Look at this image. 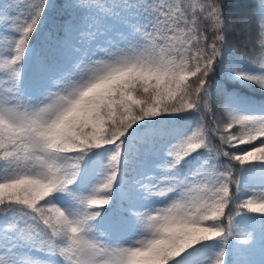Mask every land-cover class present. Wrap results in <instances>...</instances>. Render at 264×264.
Listing matches in <instances>:
<instances>
[{
  "label": "snow or ice",
  "instance_id": "6c2138e0",
  "mask_svg": "<svg viewBox=\"0 0 264 264\" xmlns=\"http://www.w3.org/2000/svg\"><path fill=\"white\" fill-rule=\"evenodd\" d=\"M48 3L17 0L0 9V68L4 70L0 76V213L14 218L15 241L58 255L64 264H224L223 245L233 219L230 205L264 213V186L259 188V203L237 200L241 179L236 167L254 162L264 166V115L225 106L222 118H216L210 112V77L226 42L225 29L242 33L257 29L261 55L252 61L257 71L233 70L232 74L264 90V0H258L256 13L239 24L225 19L221 0H204L199 15L210 24L211 38L201 30L195 14L190 20L177 0H80L79 4L69 0L66 16L54 33V54L74 31L78 45L93 44L111 29L106 21L124 24L137 40L114 44L108 38L104 46L96 45L101 56H81L71 71L51 79V89L31 104L20 92L23 61ZM80 8L88 10V18L83 21L86 29L76 31ZM139 15L143 24L132 19ZM74 51L82 49L74 47ZM48 69L49 57L42 54L37 75H46ZM188 111L200 114V130L168 146L165 175L155 182L131 181L151 196L175 193V197L152 212L129 209L140 224V238L128 246L106 243L99 225L116 230L124 223L120 216L98 220L118 177L125 183L121 165L156 147L150 135L133 142L130 130L143 120ZM204 114L212 115L213 127H205ZM206 134L218 138L214 154ZM202 148L208 149L207 158L189 177L169 174ZM98 149L107 152L102 179L77 194L73 186L83 172L82 162ZM221 158L228 163L222 164ZM56 192L68 196L74 207L63 210L52 203L48 198ZM212 242L220 243L214 254L199 255ZM31 264L46 262L36 259Z\"/></svg>",
  "mask_w": 264,
  "mask_h": 264
},
{
  "label": "trees",
  "instance_id": "16d2710c",
  "mask_svg": "<svg viewBox=\"0 0 264 264\" xmlns=\"http://www.w3.org/2000/svg\"><path fill=\"white\" fill-rule=\"evenodd\" d=\"M181 4L186 8L187 15L191 20L195 14L200 24L201 30L206 31V35L212 37V29L210 24L204 21L203 17L199 15L200 5L204 0H180ZM17 0H0V9L6 3H15ZM21 3H26L27 0H20ZM69 0H49L48 6L43 14V20L39 29L35 32L30 44L31 47L44 51L47 40L56 44V37L54 35L57 30L55 20L57 17L66 16V10H59L58 5L64 4ZM74 4H79L80 0H70ZM96 3H110L111 0H95ZM258 0H221L222 13L225 19L233 24H239L241 20L247 19L251 13L255 14L257 11ZM88 18V10L85 8L79 9L77 22L80 21L86 29V22ZM132 19L136 23L143 24L144 17L142 15L134 16ZM90 22V20H89ZM53 24L52 37H48L45 32L46 25ZM111 29L104 37L98 38L91 45H86L80 55H65L59 59V65L53 69L54 78L62 73L72 70L73 64L81 56H92L96 45L104 46L108 42V38L114 44H121L122 35L128 38V43L136 42L137 37L131 32L127 26L120 22H111ZM121 35V36H120ZM130 38V40H129ZM63 39V38H58ZM256 39V40H255ZM259 38L252 32H238L231 28L225 29V44L222 46V53L215 67L214 72L210 77L209 91L211 94L210 112L216 118H222V112L225 106L237 112L249 115H264V90H261L255 84L242 81L236 78L232 73L233 70L254 73L257 71L255 65L252 63L253 59H258L261 55V45L256 42ZM133 42H132V41ZM3 43V36L0 34V45ZM260 44V43H259ZM111 46V45H108ZM64 43L62 47L65 48ZM96 57V56H95ZM99 57V56H97ZM3 62V55H0V64ZM3 68H0V76H2ZM195 81L194 77L189 78ZM193 86L195 84L193 83ZM20 92L22 98L26 101L27 88L21 85ZM2 95V93H0ZM200 114L197 111H188L173 115H161L155 118L140 121L134 125L130 130L129 136L136 140L152 136L156 141L154 150L146 155L132 157L127 165H121V173L127 175L129 180L139 179L141 175L146 172L147 177H158V173H165L163 166L168 161L166 149L172 143H178L181 136L192 131H199ZM203 120L206 128L213 127L212 115L204 114ZM165 133L163 137L159 133ZM206 140L209 147L215 150L219 147L218 138L206 134ZM241 147H244L241 145ZM240 149H229V151H239ZM199 152L191 154L189 157L181 161L175 170V174L179 178H185L190 173L199 168L198 159L203 162L207 158L208 149L202 148ZM107 162V152L104 149L94 150L82 162L83 172L80 179L73 186V191L77 194L85 193L90 189L91 185L98 183L96 177L97 172L102 170V166ZM228 163L224 158L220 161ZM257 162L247 165L249 169L260 167ZM237 169L240 168L236 165ZM154 173H157L154 176ZM245 191L250 193V196L245 200L252 199L253 202L261 195L257 187L252 184V187H247ZM233 195L235 196V185L232 187ZM114 188L111 194V199L108 205L101 210V217L98 220L105 221L108 218L123 217L124 223L119 229L113 230L105 227L104 224L99 225V230L104 233L100 238L109 244H120L121 246L131 245L135 240L140 238V224L137 217L130 215L124 206L127 204L123 201L124 206L114 202ZM63 210H69L74 207L72 201L63 193H53L48 198ZM232 215L231 234L227 235V241L224 247V264H264V215L259 213L249 212L247 209H237L235 204L230 205ZM138 212H146L139 206ZM225 226L228 225L227 218H223ZM15 223L14 218L8 213H0V264H31L32 260L39 259L46 264H64V261L53 254H46L37 251L27 245L19 244L15 241L16 229L11 227ZM241 227V233L236 235L234 232L237 225ZM244 230V231H243ZM123 231L124 237H121ZM219 243V242H218ZM217 249L206 245L201 256H212V253Z\"/></svg>",
  "mask_w": 264,
  "mask_h": 264
},
{
  "label": "rangeland",
  "instance_id": "374dc122",
  "mask_svg": "<svg viewBox=\"0 0 264 264\" xmlns=\"http://www.w3.org/2000/svg\"><path fill=\"white\" fill-rule=\"evenodd\" d=\"M248 177H252V176H248ZM242 181H243V178H241V183H242ZM262 181H264V178H259L258 184H259L260 187L261 186H264V183H262ZM174 197H175V193L169 194L168 196H166V197L163 198V203H165V201L166 202H170ZM241 197H243V196H241ZM135 200L137 201L138 199L136 198ZM0 249H1V247H0Z\"/></svg>",
  "mask_w": 264,
  "mask_h": 264
}]
</instances>
